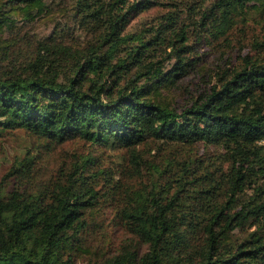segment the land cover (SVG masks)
<instances>
[{
	"label": "trees",
	"instance_id": "16d2710c",
	"mask_svg": "<svg viewBox=\"0 0 264 264\" xmlns=\"http://www.w3.org/2000/svg\"><path fill=\"white\" fill-rule=\"evenodd\" d=\"M153 4L0 0V130L122 158L74 154L46 185L0 194V264H264V36L185 107L161 92L195 73L192 30L224 36L264 0H212L127 32ZM198 145L219 151L204 160ZM32 163L15 158L8 175ZM105 210L127 234L111 255L87 243Z\"/></svg>",
	"mask_w": 264,
	"mask_h": 264
},
{
	"label": "rangeland",
	"instance_id": "374dc122",
	"mask_svg": "<svg viewBox=\"0 0 264 264\" xmlns=\"http://www.w3.org/2000/svg\"><path fill=\"white\" fill-rule=\"evenodd\" d=\"M151 8L137 15L127 28L132 33L155 25L160 16L175 10L192 13L193 9L207 5L212 0H151ZM232 24L227 33L219 38L203 39L205 32L191 31L188 45L192 57L197 62L195 73L190 74L176 87L162 88L161 92L174 107L183 108L191 98L208 90L215 76L224 68H231L240 55L257 56L253 49L255 40L264 36V9L249 8L232 16ZM49 25L38 23L32 30L38 33ZM190 153L204 160L212 158L219 151L216 146H194ZM187 152V151H186ZM28 153L33 158L30 173L24 177L9 176L8 172L15 158L22 159ZM185 153V152H183ZM74 154H91L99 158L103 165L114 167L122 162L120 152L106 150L101 146L91 147L81 141L62 144L48 142L32 132L23 129L0 130V194L8 195L13 189L32 190L49 183L60 169H68ZM127 234L119 228L113 212L105 210L98 217V223L91 228L87 243L103 249L108 255L114 254L122 245ZM240 238L243 234L235 235Z\"/></svg>",
	"mask_w": 264,
	"mask_h": 264
},
{
	"label": "built area",
	"instance_id": "2783aa9c",
	"mask_svg": "<svg viewBox=\"0 0 264 264\" xmlns=\"http://www.w3.org/2000/svg\"><path fill=\"white\" fill-rule=\"evenodd\" d=\"M259 144L264 146V139L260 140Z\"/></svg>",
	"mask_w": 264,
	"mask_h": 264
}]
</instances>
